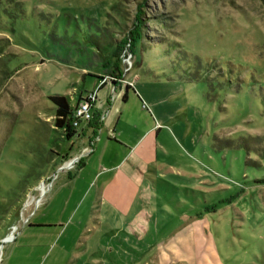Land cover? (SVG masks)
Here are the masks:
<instances>
[{
  "label": "rangeland",
  "instance_id": "374dc122",
  "mask_svg": "<svg viewBox=\"0 0 264 264\" xmlns=\"http://www.w3.org/2000/svg\"><path fill=\"white\" fill-rule=\"evenodd\" d=\"M137 25L133 54L115 56ZM123 54H132L130 71ZM105 76L93 111L124 86L117 106L128 123L138 132L161 123L139 153L163 173L150 252L103 256L264 264V0H0V264L12 226L33 218L82 159L68 156L76 135L55 128L48 96L74 105ZM126 78L135 87L123 101ZM41 183L51 185L36 207ZM190 232L192 242L181 240Z\"/></svg>",
  "mask_w": 264,
  "mask_h": 264
},
{
  "label": "crops",
  "instance_id": "0c3cea01",
  "mask_svg": "<svg viewBox=\"0 0 264 264\" xmlns=\"http://www.w3.org/2000/svg\"><path fill=\"white\" fill-rule=\"evenodd\" d=\"M123 87L111 86L112 104L101 105L99 128L82 126L75 137L78 150L68 155H82L77 171L52 185L49 198L8 242L1 264H117L103 256L106 250L124 254L127 262L150 252L158 212L152 204L154 181L163 172L139 150L161 123L141 132L131 126L125 106H117ZM191 233H183L181 240L192 242ZM188 257L183 255L184 261Z\"/></svg>",
  "mask_w": 264,
  "mask_h": 264
},
{
  "label": "trees",
  "instance_id": "16d2710c",
  "mask_svg": "<svg viewBox=\"0 0 264 264\" xmlns=\"http://www.w3.org/2000/svg\"><path fill=\"white\" fill-rule=\"evenodd\" d=\"M135 30H136L135 38H131L130 41H123L121 44L116 46V49L114 50L115 56H118L117 52L122 51V49H125V48L126 49L129 48L131 53L133 54L132 39L136 41L138 39H142V27L140 25H137ZM131 36L133 35L131 34L129 37ZM117 70H118V73L121 74V70L119 68ZM95 76L101 77L99 75H95ZM130 87L132 86L126 85V89H129ZM83 96L84 95L80 94L77 102L83 100ZM126 97H127V90L123 94V101H125ZM48 98L52 102V104L55 106V113H54V118H53L55 128L63 131L64 138L71 139L72 137L77 135V129L73 126V123H72L73 105L71 104L69 96L64 95V94H53V95H49ZM100 123H101L100 113L93 111V118L88 124L94 128H99Z\"/></svg>",
  "mask_w": 264,
  "mask_h": 264
},
{
  "label": "built area",
  "instance_id": "2783aa9c",
  "mask_svg": "<svg viewBox=\"0 0 264 264\" xmlns=\"http://www.w3.org/2000/svg\"><path fill=\"white\" fill-rule=\"evenodd\" d=\"M131 55L129 54L127 57H125L126 55L123 54V60L126 61L127 63V67L126 70L130 71L132 68V62H131ZM108 77H102V80L100 81L98 88L97 89H93L90 90L88 92L85 93V95L83 96V100L76 102L73 105V114H72V123L73 126L77 129V135L79 134L80 129L82 128V126L87 125L93 118V107L96 104L97 101V94H98V90L100 87H102L103 85H105L107 83V79ZM112 79V78H111ZM123 81H126L127 85L133 86L134 85V80H129V79H124ZM115 131L111 130V136L115 137ZM75 160H77V165H79L78 161L79 159L76 158ZM74 161V160H73ZM76 165V166H77ZM74 162H70L67 165L68 170H72L74 168ZM51 183H49L48 186H44L43 183H41V196L40 198L37 200L36 203V207H38V205L40 204L41 201V197L47 192V190L50 188ZM36 209V208H35ZM30 221V217H28L27 219H25L24 221V225L27 224ZM20 231V229L18 230V226L14 225L12 226V230L11 233L9 235H7L4 238V242H10L13 241L16 233H18Z\"/></svg>",
  "mask_w": 264,
  "mask_h": 264
},
{
  "label": "bare ground",
  "instance_id": "6f19581e",
  "mask_svg": "<svg viewBox=\"0 0 264 264\" xmlns=\"http://www.w3.org/2000/svg\"><path fill=\"white\" fill-rule=\"evenodd\" d=\"M0 250H1V248H0Z\"/></svg>",
  "mask_w": 264,
  "mask_h": 264
}]
</instances>
